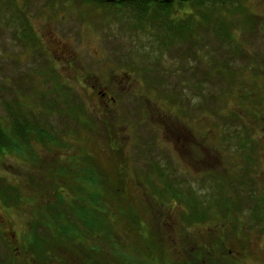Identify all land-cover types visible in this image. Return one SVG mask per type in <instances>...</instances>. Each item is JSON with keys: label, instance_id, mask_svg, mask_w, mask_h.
Instances as JSON below:
<instances>
[{"label": "rangeland", "instance_id": "374dc122", "mask_svg": "<svg viewBox=\"0 0 264 264\" xmlns=\"http://www.w3.org/2000/svg\"><path fill=\"white\" fill-rule=\"evenodd\" d=\"M211 2H181L174 8L178 12L158 22L111 7L113 0L99 7L80 0H0V123L11 122V106L46 119L56 140L29 141L0 155V264H90L89 240L76 236L81 244L72 241L71 253L59 249L44 259L36 253L50 246L39 213L57 201L52 179L63 169L73 177L85 170L78 180L83 189L77 190L84 197L99 185L86 178L96 171L84 168L88 159L81 158L88 155L101 163L103 179L115 181H107L110 189L125 190V200L141 208L148 230L139 235L159 238L166 264L196 260L198 242L206 248L221 242L223 248L213 254L216 264H264V0H228L221 9ZM240 9L252 12L254 28L243 27L242 14L240 22V15L229 13ZM212 14L218 22L185 27L178 40L175 27L164 24L169 18L190 24L192 16L201 21V15ZM24 23L31 42L23 35ZM218 24L227 26L224 42L214 34ZM49 69L62 91L74 96L67 98L71 104L61 105L51 95L53 108L45 100ZM72 103L82 105L94 128L62 113ZM74 113L78 110L73 118ZM215 176L237 182L239 189L229 188L243 202L238 230L232 219L220 225L186 221L183 203L215 197L221 182ZM60 181L58 189L71 196ZM173 188L182 192L183 203ZM75 224L78 236L89 235L87 226ZM129 228L123 222L115 231L119 253L110 242H99V264L142 260L137 251L144 252L142 241ZM35 230L43 238L34 240Z\"/></svg>", "mask_w": 264, "mask_h": 264}, {"label": "trees", "instance_id": "16d2710c", "mask_svg": "<svg viewBox=\"0 0 264 264\" xmlns=\"http://www.w3.org/2000/svg\"><path fill=\"white\" fill-rule=\"evenodd\" d=\"M80 1L88 2L93 5L96 4L99 7L103 4L104 5L107 4L108 0H80ZM210 1H212L211 2L212 5L214 6L216 5L221 9L226 6V2L228 0H210ZM181 2L194 5L197 2H201V4H203L205 3V0H200V1L199 0H113V3H111L110 5L111 7L114 8L117 7L130 8V10L136 11V13H138L141 16V18L146 17V21L149 16H154L152 19L160 22L159 20H162V16L165 17L167 16L168 18L170 14L178 12V10H174V8H176V4L179 3L182 6L183 4ZM229 13L230 15L232 14L237 16L240 15L239 16L240 22H242L241 17L243 15V27H247V26L253 27L254 25L257 24V22L251 18L252 12H250L249 10H247V12L241 9L230 10ZM220 15L223 16L222 13H220ZM201 17H202L201 21H198L195 19L196 17L192 16L191 18L192 20L190 24H186V21L183 20L181 21L182 26L180 22L177 21L172 22L173 20H171L170 18L168 19V21L164 22V24L165 26L175 27L173 28V32L178 31L175 33L178 40L179 35L184 32L185 27H189V29L190 26L193 25H202L205 27L206 25H209V23H211L212 21L218 22V20L215 19L216 15L214 16L213 14L210 17L205 15H201ZM143 21H145V19ZM225 21L226 24L231 23V21L229 20H225ZM139 22L142 24V21ZM178 23L180 24L179 27H177ZM226 24L224 27L219 24L217 25V27L216 25H214L215 36L219 40H222L223 42L227 40L226 37L221 36V32H224V28L227 27ZM26 27L27 25L26 23H24L22 25L23 35L25 37V40L31 42L33 35L30 32V30ZM250 31L253 32V29ZM164 46H162L161 48H164ZM40 76H44V74L40 73ZM47 81L51 84L50 85L51 88L49 89V95L45 98V100H47L49 96L53 95V98L58 100L59 103L61 102V105L64 104V106H66L69 103L71 104V102H68L67 98L74 101L75 98L74 96H71L72 94H70L69 92L62 91V88L64 87L61 84V82L57 80V76L55 75V72H53L52 69H49L47 71ZM18 100L21 99L19 98ZM47 101L49 102V104L53 106V108L55 107V103H53L52 98ZM74 104L75 103H72V107L69 108L68 111L63 109L62 113L66 114L68 117H70L76 122L79 121L82 122V124H84L82 121L84 119L86 123H88L89 129L92 127L94 128V125L90 123L91 119L88 118L90 116H87L89 115L88 112L86 114V110L84 109L82 110L83 108L81 107L82 105H80L79 107H75ZM17 105H21V104H16V106ZM17 107H21V106H17ZM77 110H78V115L74 113L73 115H75L74 116L75 118H73L71 114L72 112H75ZM22 112L23 111L21 110V112L16 113L12 110L10 106L9 113H10L11 122L8 123L7 126H3L0 123V155L4 154L5 151L6 152L15 151V149L17 147H20L22 143H28L29 141H36L41 144H47L49 142L56 141L54 139L55 133L51 131L52 127L48 124L46 119H44L42 116L39 115L30 118L26 116L25 112L23 113ZM81 117L83 119H81ZM85 127L87 126L85 125ZM104 127L105 129H107V131H109L107 128L109 127L108 124H106ZM82 159L84 160L88 159L84 167L85 169L89 168L96 170L95 173L90 175L91 177L86 176V178L89 179L95 178V181L97 180L98 181L97 184L99 183V185H97L96 188L87 190V194L84 197V196H79L82 194H77V190H80L79 187L83 189V186H81L80 183H78V180L84 178L83 175L85 173V170L82 171L81 175L79 174V176L73 177L72 174L69 172V170L63 169V171L57 177L52 179V183H55L52 184V186L55 187L54 190L56 189L57 201H54V203L51 202L49 207L43 210L44 212L42 211L39 213L41 214L40 215L41 224L43 229L47 232V236L46 235L45 236L48 237V240L50 241V246L48 250L44 251L38 249L36 250V253H38V255L42 257V259H44L47 255H49V253L54 255L59 249H62V252L70 251L71 253V249L69 248V246L71 245L72 241L81 244L80 243L81 239L85 238L86 240H89V245L86 246H89L91 249V251H89L90 264H99L96 257H97V250H99L100 248L98 246L100 241L102 243L110 242L111 244L109 247L111 250H114L112 251L113 253L121 252V248H118L119 240L117 242L114 241L116 238L120 239L119 235L115 231L119 230L118 226H121V224H123L124 222L129 224L130 227L129 230L133 231L135 238L142 241V245H143L142 250L144 252H141L139 247L137 248V251L142 257V260H139L140 263L138 262V264H166V257L162 253L165 246L163 245L162 246L163 248L162 247L158 248L155 242V240L159 238L156 239L153 233L150 235V237L149 236L142 237L141 235H139V231L145 232L148 230V226H147L148 220L142 219L143 217L140 216L139 209L141 208L134 206L129 201L125 200V195H126L125 190L124 192L120 193L110 189L108 183H110V185H115V181L112 180L108 181L106 180L107 178L106 179L102 178L104 174L103 172L104 168L99 166L101 163L98 164L94 160V158H92V156L90 155L83 156L81 160ZM73 167H75L74 164ZM73 167L72 170H74ZM107 175L111 177L108 173ZM215 178L217 179L218 182L219 180H221V182L219 183L220 185L218 190L214 193L215 197L210 196L211 199L203 197V201L198 202L195 201L196 196L194 195L195 197L191 198V200H188L187 202L183 203L180 196V193L182 194V192H180L179 190L178 192L177 189L175 188L171 189L172 195L175 196L176 200H179L185 205V209L188 211V213L185 214V216L187 217L186 221L188 223L191 221L199 224L204 222H209L214 225H220V223L229 222L232 219L233 224H235L234 229L238 230L236 228L237 225L239 224L237 213L242 211L243 202L240 200L239 194L237 192L233 194L231 190V188L239 189L238 186H236L237 182L232 178H230L229 180L224 176H215ZM58 179H61L60 182L64 181L65 184H67L66 187L67 190H69V192L71 193V196L69 195V193H67V191L64 188H61L60 190L58 189V186L56 184ZM229 191H231L230 192L231 196L227 195ZM109 205H111L110 207L112 209V212L108 210ZM253 212L256 213L254 214L255 218L259 219L260 218L258 214L259 210L256 209ZM263 213H264V208L262 214ZM75 223L87 226L88 228L87 231L91 230L89 232V235L78 236L77 231L74 230L76 229ZM33 232L35 235L36 230ZM222 234H224L223 230H222ZM75 236L78 239L80 238L79 239L80 241L76 240ZM36 238L41 239L43 237L40 236L38 238V236L35 235L33 239L35 240ZM219 239H222L220 235H219ZM218 243L219 246L217 245V242L215 243L210 242V245L214 246L211 248L203 247L200 242H198L197 244L195 243L194 249L196 248L198 251L196 254V260L194 261L197 262L194 261L190 262L188 260L178 262L177 260H174V261H170L169 264H198V262L202 263L203 259L205 261V264H216L214 261L215 257L213 254L214 252H219V249H221L222 247L221 242ZM81 248L83 249V251L86 250L85 247H81ZM156 248L158 249V251L156 250ZM200 248L206 249L207 252H204L202 249L200 250ZM213 249H216L218 251H212ZM154 252L157 253L154 254ZM43 253L44 255H42ZM64 253L69 254V252H64ZM58 262L60 263V261ZM84 262L89 263V261H84ZM63 263H65L64 260Z\"/></svg>", "mask_w": 264, "mask_h": 264}, {"label": "flooded vegetation", "instance_id": "af4514ba", "mask_svg": "<svg viewBox=\"0 0 264 264\" xmlns=\"http://www.w3.org/2000/svg\"><path fill=\"white\" fill-rule=\"evenodd\" d=\"M98 94H100V95L102 94L101 90H100V91H98ZM104 96H105V95H104Z\"/></svg>", "mask_w": 264, "mask_h": 264}]
</instances>
